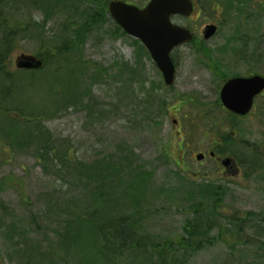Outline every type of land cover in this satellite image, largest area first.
Segmentation results:
<instances>
[{"label": "rangeland", "instance_id": "1", "mask_svg": "<svg viewBox=\"0 0 264 264\" xmlns=\"http://www.w3.org/2000/svg\"><path fill=\"white\" fill-rule=\"evenodd\" d=\"M49 1L33 4V0H0V9L12 13L14 24L25 23L24 35L17 39L11 57V71H16L14 63L21 56H43L48 44L71 36L72 30L66 26L69 17L78 20L77 13L82 8L92 9L90 3L95 9L103 6L106 9L103 26L90 32L82 50L81 61L92 70L84 74L77 71L68 77L76 83L79 93L89 95L90 107L86 112L78 103L77 109L65 105L57 110L58 105L65 103L63 100L55 101L46 92L23 88L25 97L18 103L26 112L43 116L44 121L21 125L20 131L16 128L14 132L9 129L11 123L0 118V264H24L25 256L29 264H43L41 253L52 247L59 257L77 262L76 257L67 256L66 250L58 245L67 246L64 234L72 232L68 225L76 215L87 212L81 208H85L94 193L104 200L110 216L128 217L139 234L178 239L188 218L190 199L199 198L195 192L194 197L189 196V189L207 181L226 190L215 212V226H219L222 235L190 264H264V169L252 174L244 165L240 173L223 174L209 159L208 143L201 141V132H215L216 125L220 134L231 135L236 129L230 122L232 117L217 103L221 72L214 74L205 62L207 59L192 55V50L199 49L198 42L193 48L174 51V86L167 92L157 90L154 94L160 80L150 61L142 62L141 79L131 80L121 74L124 66L135 64L140 48L137 41L123 36L108 18L107 5L111 0H75L73 7L80 9L72 15L64 5L67 0L51 7ZM126 1L143 5L148 0ZM250 10H259L260 30L252 29L256 43L250 39L243 50L263 58L255 71L260 75L264 74V0H252ZM235 27L236 22L222 25L206 48L201 49L219 51L235 34ZM229 61L233 60L224 62ZM94 69L101 73L99 78ZM248 69L234 64L224 74L244 75ZM13 78L24 80L19 75ZM65 78L64 74L57 76L58 80ZM56 81L52 79L50 83ZM160 96L165 103L163 118L155 126L148 125L143 121L141 100L154 104V98ZM87 102L88 97L84 103ZM256 106L249 117L234 121L245 132L243 141L255 143L261 149L264 97L257 99ZM12 116L15 117L6 115ZM181 140L186 142L182 150ZM235 141V149L227 150L229 154L234 157L239 152L245 154L247 150H236L240 146L239 134ZM42 150L54 152L48 156ZM124 150L133 153L123 160ZM258 151L264 157V150ZM200 153L206 154L202 163L195 160ZM121 165L120 172L117 168ZM137 168L148 173L147 180L133 183L137 177L128 178ZM113 170L115 177L111 176ZM89 180L90 183L84 182ZM220 230L215 228L211 236H217Z\"/></svg>", "mask_w": 264, "mask_h": 264}, {"label": "trees", "instance_id": "2", "mask_svg": "<svg viewBox=\"0 0 264 264\" xmlns=\"http://www.w3.org/2000/svg\"><path fill=\"white\" fill-rule=\"evenodd\" d=\"M40 1L33 0V4ZM76 1L79 2L78 0ZM76 1L67 0V3H64L71 15L80 9L79 7H73L72 2ZM59 2L61 0H50L48 5L49 7L54 4L58 6ZM92 4L90 3V6L93 10L86 7L77 13L78 20L73 17H69L66 20V26L72 30L71 36L60 37L54 45H47L43 56L39 54L35 56L42 62V68L37 71H11V57L16 51L17 39L24 35L23 27L25 23L19 21L14 24L12 13L7 12L5 8L0 9V118L2 117L4 121L11 123L9 129L12 131L16 132V128L20 131L21 128L19 126L21 125L28 126L44 121L43 116L34 111L26 112L21 104L18 103L19 99L25 97L23 88L36 90V92L38 90L43 93L46 92L47 96L55 99V101L63 100L65 103L58 105L57 110L63 109L65 105H69L68 108L77 109L78 103H81L80 106L85 107L84 111L88 112L90 107L89 95L84 94V92L82 94L81 92L79 93L76 90V83L69 78L70 74L74 75L77 71H81L84 74L89 69L92 70L91 66L85 65L81 61L82 50L90 32L92 30L98 31L102 28L106 12L103 6H97L95 9ZM237 4L239 7L238 26L235 34L226 41V45L232 44L228 46L236 45L233 51L242 49L240 45L246 46L250 41V39L245 37L249 36L248 31L250 29L246 28L244 31H240L242 29L240 25H247L250 20L259 17L258 14L254 16V14L247 13L248 0H238ZM70 5H72L71 9L69 8ZM255 29L258 30V28ZM139 48L135 64L130 67L126 65L121 71L122 75H127L128 79L131 80L141 79L142 62L144 60L150 61L146 50L141 45H139ZM220 50H226V46L220 48ZM152 68L156 71L153 64ZM213 71L215 73L219 72L218 69H213ZM93 72L96 73L97 78L101 76V73L96 69ZM61 74L66 75L65 80L57 79V76ZM14 75H19L24 80L20 78L16 80L13 78ZM225 77L224 75L223 78ZM52 79L53 82L57 81L50 83ZM159 80V84L154 88V94H156L157 90L158 92L168 91L164 87L160 75ZM87 97L88 102L86 105L84 101ZM161 99L162 96L159 98L155 97L154 104L153 102L141 100L144 103L143 107L140 108L143 111L142 114L145 115L143 121L148 125L155 126V122L163 118L165 103ZM56 103L59 104V102ZM6 115H14L15 117H6ZM234 120L230 121L233 129L242 134L243 131L237 128V123ZM223 141L229 145L232 142V138L226 135L223 137ZM227 150H219V154H228ZM257 151L247 150L245 154L239 152V155H235L243 166L249 167L252 174H255L257 170L264 169V157L259 155V151ZM42 152L44 155L50 156L54 150H48L47 152L42 150ZM131 153H133V150H124L123 160L126 159L125 156L129 157ZM248 154L249 156H247ZM117 170L123 171L122 165ZM147 174L143 169L138 171L137 168L128 174V178L137 177L134 178L135 181L133 183H135L139 180H147L145 178ZM113 175L115 177L114 170L111 176ZM140 177L141 179H139ZM84 182L90 183V180ZM225 191L222 186H216L210 181L205 182L201 186L194 184L190 187L189 196L194 197L195 192L199 198L190 199L192 201L190 202V211L187 212L188 218H185L182 224V234L178 239H158L139 234L133 229L128 217L122 216L123 214L110 216L111 211L106 209L104 200L100 196H96L97 193H94V196L87 201L85 208H81V210L87 212L83 216H81L82 214L76 215L73 222L68 225L67 229L71 228L72 232L68 234V230L64 234V241L67 246L58 245V247L60 246L66 250L67 256L71 254L69 256L76 257L78 261L71 263L68 261L69 257L66 259L59 257L56 249L52 247L48 252L41 253V258L45 262L43 264H122L125 261L135 264H190L195 256L200 254L205 248L213 245L216 237L222 235L219 226H215V212H217L222 203L221 200L225 195ZM215 228H218L221 232L217 236L212 237L211 234ZM25 259L27 261L24 264H29L26 256Z\"/></svg>", "mask_w": 264, "mask_h": 264}, {"label": "water", "instance_id": "3", "mask_svg": "<svg viewBox=\"0 0 264 264\" xmlns=\"http://www.w3.org/2000/svg\"><path fill=\"white\" fill-rule=\"evenodd\" d=\"M116 24L130 37L137 39L147 50L151 60L162 75L166 88L175 82V66L171 60L172 51L188 44L193 37L187 29L173 25L171 16L188 17L193 6L190 0H151L143 9L113 2L108 7ZM216 32L214 26L207 27L204 39H210ZM19 70H38L42 63L32 56H21L15 62ZM264 91V78H235L227 81L220 92L222 105L232 113L245 116L251 110L253 99ZM202 156H198L200 160Z\"/></svg>", "mask_w": 264, "mask_h": 264}, {"label": "flooded vegetation", "instance_id": "4", "mask_svg": "<svg viewBox=\"0 0 264 264\" xmlns=\"http://www.w3.org/2000/svg\"><path fill=\"white\" fill-rule=\"evenodd\" d=\"M122 2L129 5H134L138 9H143L151 0H148L143 5L141 4H133L130 2H127L126 0H111L108 5L111 2ZM238 0H191L193 5V12L188 17H182V16H173L171 17V21L173 24L178 25L180 27H184L188 29L192 34L193 38H197L196 42L199 44V49L197 48V51H191L192 55L194 57H203L207 59L208 61H205L209 67V70L212 69H218L221 72H227L232 66L235 64L240 67H246L248 69L247 73L244 75H236V74H228L229 76L227 78H224L222 80V84H224L225 81L231 78H251L254 76H261L264 77V74H256V69L258 67V64L263 61V58H260L258 55H255L253 52H248L245 50L241 51H230V50H223V51H217V50H206L201 49V47L206 48V44L209 42V40H204L202 37L203 31L206 27L209 26H215L216 27V34L219 32L220 27L226 26L229 24V22H236V17L238 15ZM252 1V0H250ZM107 5V7H108ZM211 13L207 14L209 11ZM108 18L113 22L111 19V16L108 15ZM114 23V22H113ZM113 26L118 28L115 23ZM200 38L198 37V35ZM252 39H254V36H252ZM192 44V43H191ZM184 45L180 48H193V46ZM195 44V43H194ZM179 48V49H180ZM200 50V51H199ZM213 58H216V60H213ZM174 64L176 63L174 61V58L172 56ZM227 59H232L233 61L224 62ZM176 65V64H175ZM217 65V66H216ZM260 97H264V93L261 94ZM256 105H253L252 110L250 113L246 116H237L235 115V120H241L246 117H249L251 115V112L256 109ZM223 108V107H222ZM224 110V109H223ZM229 116H233L230 113H228ZM176 123V122H174ZM179 134V132H177ZM215 133L219 138H216V136H212ZM245 132L242 134L235 131L231 134L232 142L227 145L223 141V137L226 136L225 134H220L219 131L211 132L203 131L201 132V141L206 140L209 147V154L208 157L212 162L220 169L223 170L224 173H233L237 174L240 173L242 170L243 164L239 163L238 160L231 154H219V150L228 149V150H234L235 146V138L236 134H239V144L236 148V150H264V148L258 149L255 143H251L250 141H243L242 137ZM186 144V142H180L179 149L182 150V147ZM198 155H201L203 158L200 159V161H197V158L195 159L197 162H204L206 159L205 153H200Z\"/></svg>", "mask_w": 264, "mask_h": 264}]
</instances>
